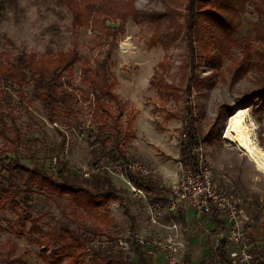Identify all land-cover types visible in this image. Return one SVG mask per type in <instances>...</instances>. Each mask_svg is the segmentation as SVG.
Returning <instances> with one entry per match:
<instances>
[{"label": "rangeland", "instance_id": "obj_1", "mask_svg": "<svg viewBox=\"0 0 264 264\" xmlns=\"http://www.w3.org/2000/svg\"><path fill=\"white\" fill-rule=\"evenodd\" d=\"M165 1L174 10L175 23L183 24L184 0ZM134 7L148 14L165 11L162 0H135ZM256 21L250 7L239 17L240 27L232 36L233 44L229 48L235 58H241L240 45L244 40L256 46L251 29ZM167 22L160 24L159 35L166 34L169 42L162 37L153 45L152 23L131 18L126 20L123 36L112 42L90 28H73L71 12L59 0H0V64H12L20 54L40 59L75 50L78 55V62L60 81L73 91L76 100L66 97L70 113H63L54 122L49 121L35 98L31 83L18 90L9 81L0 79V122L6 124V133L11 137L14 130L20 134L16 144L7 143L0 135V168L8 170L3 160L11 158L30 169L47 170L51 175L55 162L59 161L67 164L68 173L80 180H91L92 176L108 179L116 192L115 198L104 207L85 212L66 194L50 196L32 189L30 221L25 223L24 230L12 225L20 212L15 215L0 210V264H57L53 255L58 247L38 246L39 233L31 230V221L36 222L42 233L64 226L80 236L81 252L85 254L80 264H90L92 251L98 247L116 250V240L169 234L168 230L149 226L146 204L161 208L159 222L176 224L178 237V218L167 212V204L169 187L180 175L181 165L175 155L189 112L194 116L201 153L213 179L219 189H227L242 204L250 218L245 226L248 243H259L251 250L259 257L257 264H264V172L223 139L229 119L236 111H244L254 127L258 147L264 151V110H260L264 90L252 70L232 82L234 71L229 70L226 57L213 67L209 62L216 53L213 45L205 51L196 43L192 58L180 27V32L175 34ZM105 25L118 27V23ZM108 51V67L115 82L113 92L123 108L120 124L124 127L127 121L131 122L124 140L126 162L149 166L152 174L148 179L167 192H143L144 197L134 193L113 167L108 156L110 145L103 148L91 143L88 131L80 129L93 124L92 99L88 86L81 80L80 69L84 61L94 68ZM163 82L171 86L166 92L162 91ZM187 87L190 93L186 92ZM110 105L115 113V107ZM100 158L104 161L96 166ZM86 174L90 177L85 178ZM94 186L93 181L87 185ZM141 249L147 256L156 254ZM125 252L134 264L137 257Z\"/></svg>", "mask_w": 264, "mask_h": 264}, {"label": "trees", "instance_id": "obj_2", "mask_svg": "<svg viewBox=\"0 0 264 264\" xmlns=\"http://www.w3.org/2000/svg\"><path fill=\"white\" fill-rule=\"evenodd\" d=\"M72 15V26L75 29L90 28L100 32L107 40L115 42L124 34L126 20L133 21L147 19L152 23L155 36L151 43L155 45L162 37L169 38L166 34L160 37L159 28L162 22L168 21V27L173 28L174 33H179V27L187 40L188 48L192 54L195 44L198 43L202 50L207 51L213 45L216 53L209 58L210 64H219L223 57L229 62V70L233 69L232 82L238 81L246 76L250 70L257 77L262 90H264V0H184V14L181 16L183 24L174 21V10L170 3L164 1L165 11L158 13H144L136 10L135 0H59ZM250 7L257 16V21L251 25L255 47L249 41H243L241 47V58H235L230 51L233 44L232 36L235 35L240 24L239 17L244 14L246 8ZM106 22L118 23L113 29L106 27ZM167 22V23H168ZM159 35V37L156 36ZM109 51L102 61L95 63L92 68L88 61H84L80 69L81 80L88 86L92 102V119L97 129L88 132V140L93 144L101 145L103 148L110 145L111 153L108 155L112 162L126 163L124 151V140L131 129V122L127 121L124 127L120 124L123 108L119 97L114 94V80L108 67ZM78 55L75 50L59 53L56 57L43 56L36 59L33 55L20 54L12 64H0V79L9 81L20 90L24 86L32 84L35 98L41 103L47 113L50 122H54L63 113H70L65 104V98L76 100V95L68 86L60 83L64 74H68L75 63ZM171 88L168 84H162V91ZM186 92L190 93L189 87ZM262 103L260 110H264V94L261 95ZM115 107L116 112H113ZM0 104V108H1ZM0 135L9 144L19 142L20 134L17 130L8 135L6 124L0 122ZM105 136V139L102 137ZM198 145L199 139L194 128V116L187 113L184 130L179 141V162L185 165H194L195 158L191 155L190 146ZM104 151V150H103ZM2 151L0 150V154ZM7 169L0 168V210L10 211L17 214L13 227L24 230V225L30 221V194L32 189L44 192L50 196L68 195L76 207L85 212L97 211L115 198L116 192L110 181L106 178L78 179L68 173L67 164L55 162L54 173L49 174L47 170L30 169L18 160L4 158ZM104 158L95 163L100 166ZM2 164V162H0ZM4 173H6L4 175ZM133 187L144 192H156L160 189L157 184L149 179L128 175ZM94 182L93 188H88L90 182ZM168 191V190H167ZM31 221V230L39 233L38 246L43 248L58 247V252L53 255L55 263L61 264L64 260L67 264H80L85 256L82 250L80 236L62 226L57 231L51 230L42 233ZM100 246V245H99ZM226 243L221 242L215 252L220 264H229L225 251ZM137 257L134 264H147L141 247L133 243L129 250ZM90 264H132L126 252L98 247L92 251Z\"/></svg>", "mask_w": 264, "mask_h": 264}, {"label": "built area", "instance_id": "obj_3", "mask_svg": "<svg viewBox=\"0 0 264 264\" xmlns=\"http://www.w3.org/2000/svg\"><path fill=\"white\" fill-rule=\"evenodd\" d=\"M80 129L83 132L86 130L89 132L95 130L96 126L88 123ZM190 152L195 158V163L185 166L180 163V175L176 182L169 187L167 212L177 215L180 209L187 207L199 215L220 214L225 218L228 230L215 239L214 249L225 241L229 264H257L259 257L252 252L245 234V225L249 222V217L244 212L242 204L227 189L217 187L212 171L202 156L200 143L198 145L192 144ZM113 163V167L118 170L132 191L144 197V191L133 187L128 175L148 179L152 174L151 168L135 161ZM89 177L90 174L85 175V178ZM145 206L148 211L149 226L155 229L164 227L169 231V234L155 238L141 236L135 237L134 240L129 238L116 240L115 249L125 252L129 250L131 244L135 243L141 248L162 253L166 264H187L183 257L185 245L178 240L176 224L164 226L163 223L159 222V217L162 215L161 208L153 204H146Z\"/></svg>", "mask_w": 264, "mask_h": 264}, {"label": "crops", "instance_id": "obj_4", "mask_svg": "<svg viewBox=\"0 0 264 264\" xmlns=\"http://www.w3.org/2000/svg\"><path fill=\"white\" fill-rule=\"evenodd\" d=\"M179 156L180 154L178 151L175 155V159L179 160ZM158 188L160 189L159 191L150 193L167 192V189L163 188L162 186H158ZM177 218L180 229L178 239L185 245V251L183 254L185 262L187 264H220L215 252L216 249H214V247L215 239L218 237V235L225 233L228 230V225L225 218L218 213L199 215L196 214L193 209L187 207L179 210ZM163 224L164 226L169 225L164 222ZM161 229L166 230L164 227ZM253 245L259 246V243L254 241L252 244H250V247ZM144 257L147 264H166L164 255L162 253H156L152 256H147L144 254Z\"/></svg>", "mask_w": 264, "mask_h": 264}, {"label": "bare ground", "instance_id": "obj_5", "mask_svg": "<svg viewBox=\"0 0 264 264\" xmlns=\"http://www.w3.org/2000/svg\"><path fill=\"white\" fill-rule=\"evenodd\" d=\"M244 111H236L229 119L223 139L244 153L254 167L264 172V151L257 144L254 127Z\"/></svg>", "mask_w": 264, "mask_h": 264}]
</instances>
